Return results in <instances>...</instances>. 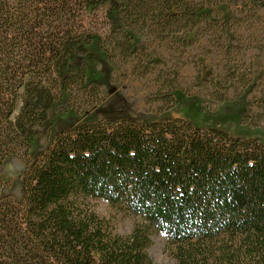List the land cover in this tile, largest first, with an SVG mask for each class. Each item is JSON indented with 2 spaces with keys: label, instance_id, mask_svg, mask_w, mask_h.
Returning a JSON list of instances; mask_svg holds the SVG:
<instances>
[{
  "label": "trees",
  "instance_id": "1",
  "mask_svg": "<svg viewBox=\"0 0 264 264\" xmlns=\"http://www.w3.org/2000/svg\"><path fill=\"white\" fill-rule=\"evenodd\" d=\"M189 5L0 0V164L12 156L27 164L21 199L0 184V264H156L153 231L174 246V264H264L263 139L180 116L78 122L99 104L86 64L125 50L114 33L86 28L84 14L105 6L112 28L124 13L138 32L148 17L175 32L202 9ZM160 97L162 110L177 105L171 92ZM54 129L33 157L32 138ZM88 198L138 221L119 233Z\"/></svg>",
  "mask_w": 264,
  "mask_h": 264
},
{
  "label": "rangeland",
  "instance_id": "2",
  "mask_svg": "<svg viewBox=\"0 0 264 264\" xmlns=\"http://www.w3.org/2000/svg\"><path fill=\"white\" fill-rule=\"evenodd\" d=\"M185 2L202 9L192 25L175 32L161 29L153 17L138 32L139 25L128 24L124 13L119 17L122 26L112 28L105 6L84 14L86 28L103 35L114 33L112 37L125 50L117 49L109 56L110 62L100 52L103 61L86 64L87 82L100 84L99 104L79 116L78 122L180 116L201 127H219L233 135H256L264 140V0ZM168 92L177 105L162 110L160 96ZM55 133L56 129L48 138H32L33 157L47 149ZM26 169L21 157L5 159L0 164L2 193L21 199ZM86 203L119 233H129L138 221L104 199L88 198ZM151 239L153 261L174 264V246L167 236L153 231Z\"/></svg>",
  "mask_w": 264,
  "mask_h": 264
}]
</instances>
